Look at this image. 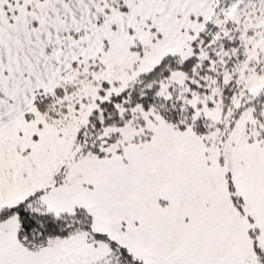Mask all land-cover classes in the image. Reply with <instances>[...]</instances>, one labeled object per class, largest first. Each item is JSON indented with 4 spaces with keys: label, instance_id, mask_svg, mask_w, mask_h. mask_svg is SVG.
I'll return each instance as SVG.
<instances>
[{
    "label": "snow or ice",
    "instance_id": "6c2138e0",
    "mask_svg": "<svg viewBox=\"0 0 264 264\" xmlns=\"http://www.w3.org/2000/svg\"><path fill=\"white\" fill-rule=\"evenodd\" d=\"M0 264H264V0H0Z\"/></svg>",
    "mask_w": 264,
    "mask_h": 264
}]
</instances>
